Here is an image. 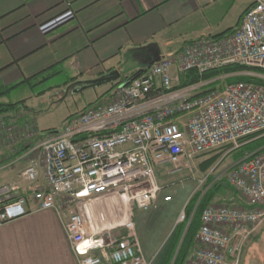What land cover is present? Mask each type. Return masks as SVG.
Segmentation results:
<instances>
[{
    "label": "built area",
    "instance_id": "obj_1",
    "mask_svg": "<svg viewBox=\"0 0 264 264\" xmlns=\"http://www.w3.org/2000/svg\"><path fill=\"white\" fill-rule=\"evenodd\" d=\"M232 1L249 3L232 31L186 42L117 84L106 100L65 118L58 130L40 131L20 109L0 117V147L19 151L0 169L26 162L19 182L0 186V222L27 215L31 199L33 211L57 215L79 264H152L134 209L157 206L163 189L158 170L174 165L180 171L199 155L227 147L231 152L264 136V85L227 81L261 74L175 85L193 71L264 69V0ZM227 181L246 204L208 205L184 264H242L248 243L264 226V147L245 152Z\"/></svg>",
    "mask_w": 264,
    "mask_h": 264
},
{
    "label": "crops",
    "instance_id": "obj_2",
    "mask_svg": "<svg viewBox=\"0 0 264 264\" xmlns=\"http://www.w3.org/2000/svg\"><path fill=\"white\" fill-rule=\"evenodd\" d=\"M237 2L0 0V103L17 104L13 110H22L23 117L34 120L40 131H48L49 127L39 123L43 115L34 109L42 106L43 100L49 101L48 89L36 91L39 84L63 74L68 78L63 84L67 91H92L93 98L86 99L67 118L106 100L117 84L143 74L186 42L234 29L249 5L244 1L234 24L226 25ZM5 177L0 186L11 182ZM230 187L233 193L228 201L245 205L246 201ZM174 198L169 202L159 200L156 207L142 213V223H137V227H155L159 219L156 212L163 209L174 214L159 243L149 246L141 241L150 260L173 233L178 224L176 214L185 207L181 198ZM34 207L30 199L27 215L0 222V264H79L57 215L49 210L33 211ZM263 229L257 230L254 240Z\"/></svg>",
    "mask_w": 264,
    "mask_h": 264
},
{
    "label": "rangeland",
    "instance_id": "obj_3",
    "mask_svg": "<svg viewBox=\"0 0 264 264\" xmlns=\"http://www.w3.org/2000/svg\"><path fill=\"white\" fill-rule=\"evenodd\" d=\"M243 2L244 1H239L233 5L232 11L226 18V25L230 26L234 24L236 17L241 11ZM257 77L264 78V75H257ZM67 80L68 78L63 74L56 75L49 78V80L42 82L36 88V91L41 89H48L49 91V101L45 102L43 100L42 106L35 107L34 109L38 114L43 115L42 119L40 118L39 120L40 125L43 127H49V130L51 131L58 130L69 113L78 109V107H80L86 99L93 98L92 91L80 94L74 93L73 90L67 91L68 88L63 85ZM217 83H221V80ZM12 112L3 114L1 118ZM252 142L253 143L251 144H245L241 148L234 149L231 152V148L227 147L208 154L199 155L190 162H184L182 166L183 169L176 174L174 172H177V168L174 165H168L160 168L157 172V176L163 189L158 195L157 203L161 199L164 200V197L171 195L173 198L172 201L175 199L174 197H177V199L181 198L183 200V204L186 205L198 194H201L200 197H202L204 193L216 184H219L218 187H220V189L217 190L218 194L211 204H218L223 201L230 203L228 200L231 196L230 194L233 193V190L227 181V174L229 170L241 159V157H239L241 151L255 148L261 143L260 141ZM18 153L19 151L16 152L15 150H6L5 146L0 147V167L3 163L4 165L8 164ZM214 156H218L217 160L206 171H204L201 164L205 160ZM25 166L26 162L24 160L18 161L10 166H4V168L0 169V181L2 180V176L5 175V180L11 181L9 183L19 182V175L24 170ZM210 178H212V182L209 181ZM22 185L23 187H26L25 183ZM127 210H129V206L127 207ZM134 210V219L136 225L137 223L139 225L140 222L142 223L141 215L146 211L138 208H135ZM182 210L183 208L181 207L180 213L178 212L179 214H176L177 223L184 220L181 218ZM119 214V211L112 213L111 220H116L115 217ZM156 216L159 219L157 220L155 227H152V225H150V227L147 226V228L141 227V225L137 227L141 241H147L149 246H153L162 240L165 232L167 231L168 225H170V223L175 219L172 212L163 211V209L156 212ZM154 217L155 213L153 215V218ZM171 238L172 232H170V234L158 247L159 249L155 254V259H152V261L154 260L153 264H161L170 245ZM242 264H264V229L261 234L255 238V240L254 237H252L248 243Z\"/></svg>",
    "mask_w": 264,
    "mask_h": 264
},
{
    "label": "trees",
    "instance_id": "obj_4",
    "mask_svg": "<svg viewBox=\"0 0 264 264\" xmlns=\"http://www.w3.org/2000/svg\"><path fill=\"white\" fill-rule=\"evenodd\" d=\"M232 30L233 29H229L225 33L230 32ZM243 71H251V72L264 75V69H261V68L233 65V66H228V67L221 68V69L207 71L206 73L203 74V76H200L196 72L193 71L185 76H182L181 81L179 85L176 86V88L183 87L188 84L197 82L201 78L210 79V78L217 77L221 74L238 73V72H243ZM227 81L229 83H235L237 81H248V82H254L256 84L264 85V78H260V77L252 76V75H235V76L229 77ZM16 107H17V104H1L0 103V113L10 112ZM254 141L255 142L260 141L261 143L255 148L241 151L239 157H242L243 154L247 151L251 152V151H255V150H258L264 147V136ZM251 143L253 142H250L248 144H251ZM217 158L218 156H214V157H211L205 160L201 164L202 169L206 171L211 165L215 163ZM209 181L212 182V178H210ZM218 186L219 184L214 185L206 193H204L202 197H200L201 194H198L196 197L191 199L186 204L185 218L182 222L178 223L175 229L173 230L170 245L165 253V256L161 264H172V261H173V258L176 252H177V255H176V258L173 264H184L185 263V261L187 260L188 256L190 255L195 245L196 237H197L198 231L202 224L203 210L209 204H211V202L217 196L218 194L217 190L220 189V187ZM184 233H185V237L180 245V242L183 238ZM179 245H180V248H179Z\"/></svg>",
    "mask_w": 264,
    "mask_h": 264
},
{
    "label": "water",
    "instance_id": "obj_5",
    "mask_svg": "<svg viewBox=\"0 0 264 264\" xmlns=\"http://www.w3.org/2000/svg\"><path fill=\"white\" fill-rule=\"evenodd\" d=\"M137 76H139V75H137ZM134 77H136V76H134ZM134 77H132V78H134ZM186 231H187V230H186ZM186 231H185V233H186ZM185 233H184L183 238H182V240H181V242H180V245H181V243H182V241H183V239H184V237H185ZM180 245H179V248H180ZM179 248H178V249H179ZM176 255H177V252H176V254H175L174 258H173L172 264L174 263V260H175V258H176Z\"/></svg>",
    "mask_w": 264,
    "mask_h": 264
}]
</instances>
